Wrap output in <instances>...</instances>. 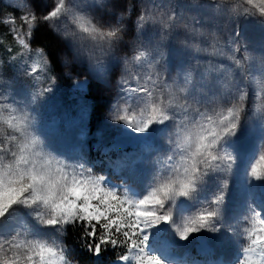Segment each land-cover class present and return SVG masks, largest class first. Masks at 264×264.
Here are the masks:
<instances>
[{
	"label": "snow or ice",
	"instance_id": "snow-or-ice-1",
	"mask_svg": "<svg viewBox=\"0 0 264 264\" xmlns=\"http://www.w3.org/2000/svg\"><path fill=\"white\" fill-rule=\"evenodd\" d=\"M26 7L0 19V264H80L73 233L111 264H264V0Z\"/></svg>",
	"mask_w": 264,
	"mask_h": 264
},
{
	"label": "rangeland",
	"instance_id": "rangeland-1",
	"mask_svg": "<svg viewBox=\"0 0 264 264\" xmlns=\"http://www.w3.org/2000/svg\"><path fill=\"white\" fill-rule=\"evenodd\" d=\"M2 4L8 5L13 8V10H4L1 12L0 19L15 17L17 19V24H19V17L27 11V5L30 3V0H0ZM8 26L0 23V38H2V43H0V59L7 58V49L9 47L13 48L14 51L19 50V46L16 42L11 39L10 33L7 31ZM245 31L250 35L254 40L260 39L259 29L255 28L252 25H245ZM69 103L60 100L58 97V88L55 90V94L45 103V110L47 113L52 115H61L64 113H72L75 107V95L73 93L72 97H69ZM100 103H104L103 100ZM119 135L118 130L112 129L109 131L108 136H117ZM254 141V136L248 131H245L241 134L237 144L236 151L240 154L237 159V164L235 167L234 175L232 182L230 181V186L233 189L232 196L236 197L240 194V191L243 187V177L242 173L246 167L245 156L251 150ZM260 151L264 149H258L257 156ZM221 176H226L227 173H219ZM259 191V189H258ZM190 254L195 256V248H192ZM198 259H203L202 257H197ZM218 258V257H214Z\"/></svg>",
	"mask_w": 264,
	"mask_h": 264
},
{
	"label": "trees",
	"instance_id": "trees-1",
	"mask_svg": "<svg viewBox=\"0 0 264 264\" xmlns=\"http://www.w3.org/2000/svg\"><path fill=\"white\" fill-rule=\"evenodd\" d=\"M4 10H13V8L8 5L2 4L0 2V15H1V12ZM220 26L222 28L226 27L223 20H221ZM73 93L74 92H73V89L71 88L70 82L62 83L58 87V97L60 98V100H63L67 103H69L68 102L69 97H72ZM68 242L73 244L75 249L79 252L78 259L80 260V264H111V260L113 259V257L110 254L105 255L100 259H96V258H92L88 256L86 253L83 252V250L79 249L78 247L79 240L75 236V233L69 236Z\"/></svg>",
	"mask_w": 264,
	"mask_h": 264
},
{
	"label": "water",
	"instance_id": "water-1",
	"mask_svg": "<svg viewBox=\"0 0 264 264\" xmlns=\"http://www.w3.org/2000/svg\"><path fill=\"white\" fill-rule=\"evenodd\" d=\"M118 136V135H117Z\"/></svg>",
	"mask_w": 264,
	"mask_h": 264
}]
</instances>
